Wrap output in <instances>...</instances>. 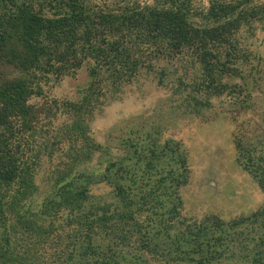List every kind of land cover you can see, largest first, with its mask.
Returning <instances> with one entry per match:
<instances>
[{
	"label": "trees",
	"instance_id": "16d2710c",
	"mask_svg": "<svg viewBox=\"0 0 264 264\" xmlns=\"http://www.w3.org/2000/svg\"><path fill=\"white\" fill-rule=\"evenodd\" d=\"M257 30L264 0H0V264H264V202L187 213L181 141L155 125L113 157L92 132L150 80L193 125L229 118L234 162L264 195V126L239 121L264 77ZM82 71L76 99L50 96Z\"/></svg>",
	"mask_w": 264,
	"mask_h": 264
},
{
	"label": "rangeland",
	"instance_id": "374dc122",
	"mask_svg": "<svg viewBox=\"0 0 264 264\" xmlns=\"http://www.w3.org/2000/svg\"><path fill=\"white\" fill-rule=\"evenodd\" d=\"M203 2L206 4V0ZM249 48L264 57V32L256 31ZM87 80L86 72L82 71L75 78L65 79L51 90L50 96L76 99ZM261 86L254 94L257 107L239 116L245 135L255 131L258 124L264 126V77ZM169 96V90L163 91L150 80L140 87L127 88L124 99L106 107L103 115L94 121L93 135L108 148L110 156H123L127 148L121 144L122 139L157 125L162 133L172 135L188 149L194 179L182 192L187 213L198 216L212 213L227 219L257 209L264 202V195L252 177L234 162L233 123L229 118L219 117L210 123L193 125L188 116L171 111ZM194 126H197L195 130H191ZM108 190L100 189L97 193Z\"/></svg>",
	"mask_w": 264,
	"mask_h": 264
}]
</instances>
